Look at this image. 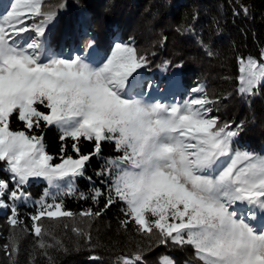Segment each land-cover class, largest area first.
I'll return each mask as SVG.
<instances>
[{"label":"snow or ice","instance_id":"6c2138e0","mask_svg":"<svg viewBox=\"0 0 264 264\" xmlns=\"http://www.w3.org/2000/svg\"><path fill=\"white\" fill-rule=\"evenodd\" d=\"M57 14L45 0H14L0 14V162L13 185L0 180V208L10 209V224L19 223L16 202L30 199L24 191L30 180L57 189L66 184L71 192L87 162L111 142L117 155L97 175L111 178L104 208L125 205L123 227L134 224L138 233L155 235L158 245L191 246L200 264H264V226L256 224L264 220V153L234 147L243 124L213 116L218 101L203 85L191 88L194 95L182 103L155 99L167 88L141 74L150 61L134 43L114 42L99 59L94 40L90 51L55 54L47 32ZM237 63L238 94L255 96L264 85V49L259 59L238 57ZM13 118L23 127L13 129ZM53 126L61 132L59 157L47 152L41 131ZM81 140L93 143L92 152L81 151ZM102 195L96 189L92 199ZM48 196L46 189L31 216L37 237L43 219L74 216L62 202L48 203ZM51 246L39 242L41 249ZM5 250L18 252L14 238ZM143 260L141 251L118 258L119 264ZM159 264L175 262L163 256Z\"/></svg>","mask_w":264,"mask_h":264},{"label":"trees","instance_id":"16d2710c","mask_svg":"<svg viewBox=\"0 0 264 264\" xmlns=\"http://www.w3.org/2000/svg\"><path fill=\"white\" fill-rule=\"evenodd\" d=\"M12 2L0 0V13L9 10ZM61 3L64 8H60ZM45 7L58 12L47 32L55 54L75 55L76 46L81 47V53L90 51L86 46L94 40L95 58L99 59L114 42L134 43L150 61L146 69L139 70L141 74L160 88L178 94V100L170 94L160 97L161 93L154 94L155 99L182 103L194 95L191 88L203 85L207 96L218 101L212 105L213 116L234 127L243 124L234 147L264 153V85L255 96L237 92V58L251 55L259 59L264 49V0H45ZM181 63L183 67H174ZM22 127L21 122L12 119L13 129ZM41 131L47 152L59 157L60 130L53 126ZM64 143L68 154L74 155L72 141ZM79 146L83 153L92 152L94 147L87 140H81ZM116 155L114 145L104 142L101 154L87 162L84 175L76 178L71 192L68 188L52 190L44 181L25 185L24 191L35 201L16 202V226L9 222L10 209L2 212L0 208V264H119V257L136 251L143 252V264H159L163 256H169L175 264H200L191 246L158 245L155 235L138 233L134 224L123 227L122 202L104 208L111 178L97 173L104 171L106 161ZM0 180L9 181L10 189L13 186L11 174L2 162ZM46 189L48 203L62 202L63 209L74 216L43 219V232L37 237L32 231L31 216ZM96 189L103 195L94 201ZM5 201L12 203L7 197ZM88 209L101 215H80ZM13 238L19 250L9 256L5 245L11 249ZM41 240L52 246L41 249Z\"/></svg>","mask_w":264,"mask_h":264},{"label":"rangeland","instance_id":"374dc122","mask_svg":"<svg viewBox=\"0 0 264 264\" xmlns=\"http://www.w3.org/2000/svg\"><path fill=\"white\" fill-rule=\"evenodd\" d=\"M10 10V9H9ZM0 14H5V12L4 13H0ZM75 52L76 53H78V52H81V47L80 46H76V48H75ZM248 56H251V55H248ZM247 56V57H248ZM252 57H254V56H252ZM246 58V57H245ZM171 80V79H170ZM174 84H175V82H172V86L171 87H174ZM167 94H170L171 95V98H174L175 100H178V94L177 93H175V91H172L171 93H170V90L168 89V90H166L165 92H163L162 94H160V97H163L164 95H167ZM7 167V166H6ZM76 180V179H75ZM32 181H44L43 179H32V180H30V182L28 183V184H30ZM45 183H47L46 181H44ZM74 183H75V181H74ZM74 183H73V186L72 187H74ZM27 184V185H28ZM47 186H48V184H47ZM49 187V186H48ZM61 188H67V185L66 184H61V186H60V188H58V189H61ZM50 189H52V190H57V188H50ZM29 194V193H28ZM30 195V194H29ZM28 201H31V202H34L35 200L33 199V197L30 195V199H27ZM1 210H2V212H4L5 210H6V208H1ZM243 210V209H242ZM256 224H257V226L259 227L260 225H264V220H259V221H257L256 222Z\"/></svg>","mask_w":264,"mask_h":264}]
</instances>
